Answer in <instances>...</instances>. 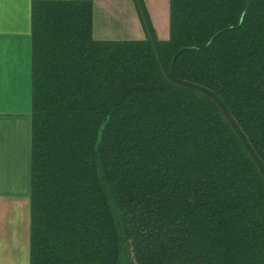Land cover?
I'll use <instances>...</instances> for the list:
<instances>
[{
  "label": "trees",
  "instance_id": "1",
  "mask_svg": "<svg viewBox=\"0 0 264 264\" xmlns=\"http://www.w3.org/2000/svg\"><path fill=\"white\" fill-rule=\"evenodd\" d=\"M139 1H32L30 264H264V0Z\"/></svg>",
  "mask_w": 264,
  "mask_h": 264
},
{
  "label": "crops",
  "instance_id": "2",
  "mask_svg": "<svg viewBox=\"0 0 264 264\" xmlns=\"http://www.w3.org/2000/svg\"><path fill=\"white\" fill-rule=\"evenodd\" d=\"M32 1L0 0V264H30ZM91 1L96 39L147 37L137 0ZM143 1L167 39L159 26L170 25V0Z\"/></svg>",
  "mask_w": 264,
  "mask_h": 264
},
{
  "label": "water",
  "instance_id": "3",
  "mask_svg": "<svg viewBox=\"0 0 264 264\" xmlns=\"http://www.w3.org/2000/svg\"><path fill=\"white\" fill-rule=\"evenodd\" d=\"M137 1H138V3H139V6H140V10H141V13H142L143 21H144V23H145V25H146V28H147V30H148V33H149V35H150V37H151V34H150L149 29H148V26H147V21H146L145 15H144L143 10H142V7H141V4H140L139 0H137ZM151 38H152V37H151ZM152 42H153V45H154V41H153V39H152ZM156 54H157V53H156ZM157 57H158V54H157ZM162 71H163V68H162ZM163 72H164V71H163Z\"/></svg>",
  "mask_w": 264,
  "mask_h": 264
},
{
  "label": "rangeland",
  "instance_id": "4",
  "mask_svg": "<svg viewBox=\"0 0 264 264\" xmlns=\"http://www.w3.org/2000/svg\"><path fill=\"white\" fill-rule=\"evenodd\" d=\"M159 27L163 28L165 32L169 31V27L167 25V22L165 23V22L162 21V24ZM167 35H168V33H167ZM162 38L164 39V37H162Z\"/></svg>",
  "mask_w": 264,
  "mask_h": 264
}]
</instances>
